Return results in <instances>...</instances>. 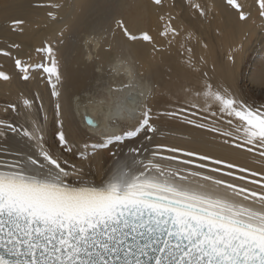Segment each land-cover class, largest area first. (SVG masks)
I'll return each instance as SVG.
<instances>
[{"label": "snow or ice", "instance_id": "6c2138e0", "mask_svg": "<svg viewBox=\"0 0 264 264\" xmlns=\"http://www.w3.org/2000/svg\"><path fill=\"white\" fill-rule=\"evenodd\" d=\"M150 3L156 30L135 28L118 17L113 22L120 38L154 52L165 44L177 47L188 54L186 67L197 83L164 108L129 97L134 106L121 107L120 119L112 122L119 131L101 133L91 145L81 147L61 130L59 151L46 146L48 117L40 92H21L20 105L8 103L3 109L8 115L0 117V139L20 136L27 150L0 152V264H264V104L250 103L200 70L203 56L192 58L188 45L198 38L181 25V16L206 20L218 6L215 0ZM221 3L238 24L254 16L264 20V0ZM34 6L47 9L53 24L63 20L58 0H38ZM26 24L14 18L11 30L23 33ZM66 31V25L59 28L35 49L41 57L36 63L14 55L19 43L0 47V56L13 61L21 80H46L57 117L62 113L58 53ZM91 40L99 44L105 37ZM229 59L235 63L234 55ZM128 75L135 78L131 69ZM11 79L0 70V80ZM146 95L151 91L139 92ZM21 114L24 123L18 122ZM85 119L99 128L90 116ZM173 122L211 134V142L243 153L252 163L168 143L165 128ZM116 145L127 152H113ZM100 159L111 162L98 166Z\"/></svg>", "mask_w": 264, "mask_h": 264}, {"label": "bare ground", "instance_id": "6f19581e", "mask_svg": "<svg viewBox=\"0 0 264 264\" xmlns=\"http://www.w3.org/2000/svg\"><path fill=\"white\" fill-rule=\"evenodd\" d=\"M37 2L0 0V47L19 43L20 49H12L14 55L24 60L31 57V62L36 63L41 57L35 49L59 28L67 26L58 53L62 75L58 85L62 93L61 117L55 114L54 98L46 80L40 76L29 81L21 80L16 75L13 61L3 56H0V70L9 73L12 79L7 82L0 80V117L8 115L3 111L8 103L20 105L21 92L25 95L40 92L48 117L44 137L50 149L59 151L61 130L66 131L81 147L84 143H96L101 139V133L118 132L119 128L113 127L112 122L120 119L118 112L121 107L134 106L129 97L164 108L168 106L167 102L184 97L186 90L197 83L186 67L188 54L181 55L177 47L168 48L165 44L161 51L154 52L150 46L126 45L120 38L113 22L118 17L129 20L135 28L156 30L150 0H58L63 5L60 10L63 20L57 24L47 17V9L34 6ZM215 2L218 6L206 20L195 19L186 13L181 16V25L198 38L188 45L193 48L192 58L198 61L203 56L206 63H198L200 70L208 72L225 86L231 85L250 103L264 104V20L254 16L249 23L238 24L235 17L222 8L221 0ZM247 2L251 5V0ZM14 18L27 20L23 33L11 30ZM93 36H103L105 40L97 44L91 40ZM204 43L208 44V48L203 47ZM235 49L240 50L234 53ZM230 55H234V64L229 59ZM128 69H131L134 79L128 75ZM126 84L133 86L124 88ZM141 91H151V95L140 97ZM86 116L95 120L99 128L90 126ZM18 122L24 123L23 114L18 117ZM170 131L175 135L170 136ZM165 136L168 143L235 158L242 164L252 163L251 158L243 153L219 142H211V134H203L191 126H177V122H173L171 128H165ZM124 149L126 147L116 145L112 150ZM26 150L20 136L8 133L7 139H0V152L14 154ZM74 159H79L78 155ZM106 161L98 160V166H104Z\"/></svg>", "mask_w": 264, "mask_h": 264}, {"label": "rangeland", "instance_id": "374dc122", "mask_svg": "<svg viewBox=\"0 0 264 264\" xmlns=\"http://www.w3.org/2000/svg\"><path fill=\"white\" fill-rule=\"evenodd\" d=\"M125 1H126V0H125ZM263 61H264V60H263ZM263 61H262V62H263ZM260 65H261V64H260ZM262 65H263V63H262ZM262 65H261L260 67H263ZM251 71H252V69H251L249 72H251ZM55 139H57V136L55 137ZM112 151H113V152H120V151H123V152L126 153V152H127V148L124 149V150H120V151H114V150H112ZM110 162H111L110 160H107L106 163H105V165H104V167H106Z\"/></svg>", "mask_w": 264, "mask_h": 264}, {"label": "water", "instance_id": "95a60500", "mask_svg": "<svg viewBox=\"0 0 264 264\" xmlns=\"http://www.w3.org/2000/svg\"><path fill=\"white\" fill-rule=\"evenodd\" d=\"M87 122V121H86Z\"/></svg>", "mask_w": 264, "mask_h": 264}]
</instances>
